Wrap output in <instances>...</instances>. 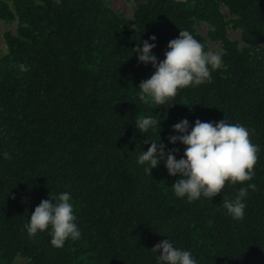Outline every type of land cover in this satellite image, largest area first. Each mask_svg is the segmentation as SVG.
I'll use <instances>...</instances> for the list:
<instances>
[{
	"label": "trees",
	"instance_id": "16d2710c",
	"mask_svg": "<svg viewBox=\"0 0 264 264\" xmlns=\"http://www.w3.org/2000/svg\"><path fill=\"white\" fill-rule=\"evenodd\" d=\"M125 1L131 18L107 0H0V20L17 23L0 53V264H156L151 249L167 237L198 264H264V0ZM199 24L223 56L211 82L180 89L164 106L141 99L138 86L154 69L133 49L155 35L159 62L186 29L209 50ZM151 115L161 131L141 134L135 122ZM184 118L247 126L261 149L253 179L188 202L163 161L146 172L137 163L146 139L160 136L183 156L168 137ZM247 183L256 189L244 218L233 219L223 202ZM62 192L82 235L55 248L50 229L33 237L25 225L41 200Z\"/></svg>",
	"mask_w": 264,
	"mask_h": 264
},
{
	"label": "clouds",
	"instance_id": "9594fccd",
	"mask_svg": "<svg viewBox=\"0 0 264 264\" xmlns=\"http://www.w3.org/2000/svg\"><path fill=\"white\" fill-rule=\"evenodd\" d=\"M155 40V35L149 36L148 40L137 44L133 53L138 62L151 64L154 69L150 78L142 80L138 86L140 98H149L158 106L168 103L180 89L210 83L212 72L223 64L222 53L205 50L204 44L186 29L180 30L178 36L168 42L164 59L159 62L152 53L156 47ZM154 117H142L134 127L141 134L151 129H159L160 132L161 120ZM171 130L175 134L168 137V144L185 146L180 159L175 156L178 149L166 151V145L159 136L158 142L144 141L149 147L147 151H141L137 163L146 164L145 171L151 175V170L163 161L168 175L179 177L171 185L177 197H186L188 202L201 197L211 200L222 192L226 183L243 184L253 179L261 149L250 139L247 126L229 123L226 118L216 122L197 118L190 126L184 118L172 125ZM7 155L3 153L5 158ZM249 189L255 191L256 185L247 183L237 190L233 198L224 200L223 207L233 219L244 218ZM71 201L69 192L41 200L28 217L27 233L34 237L50 229V244L55 248H62L68 240H79L82 233ZM151 250L156 254V264H198L189 250L176 247L168 237Z\"/></svg>",
	"mask_w": 264,
	"mask_h": 264
},
{
	"label": "rangeland",
	"instance_id": "374dc122",
	"mask_svg": "<svg viewBox=\"0 0 264 264\" xmlns=\"http://www.w3.org/2000/svg\"><path fill=\"white\" fill-rule=\"evenodd\" d=\"M109 3L111 9L117 13H120L124 15L126 18L132 17V5L126 2L125 0H107ZM222 12L224 14H227V11L225 9H222ZM17 27V23L10 22L7 23L5 21L0 20V53L5 54L6 53V45L4 42L3 35L5 32H15ZM197 32L201 34L203 37L206 38V44L208 46L209 50L218 51L221 53L220 44L216 42H212L207 39V32L210 30L209 26L206 24H199L197 27ZM228 37L229 39L233 41H240V32L234 29H229L228 31ZM19 263H25L24 260H18Z\"/></svg>",
	"mask_w": 264,
	"mask_h": 264
}]
</instances>
